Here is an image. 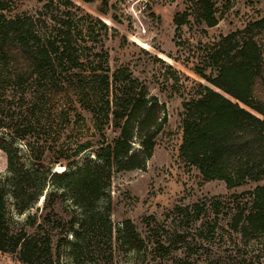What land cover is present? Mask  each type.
<instances>
[{"label":"trees","instance_id":"obj_1","mask_svg":"<svg viewBox=\"0 0 264 264\" xmlns=\"http://www.w3.org/2000/svg\"><path fill=\"white\" fill-rule=\"evenodd\" d=\"M22 1L0 0V152L6 161L0 179V256H15L20 264H55L61 244H71L76 260L90 245L86 240L115 236L147 264H188L187 257L174 259L159 239H144L130 220L114 235L109 218L113 179L146 170L167 122L165 105L131 75L111 70L107 53L91 45V31L75 26L71 0H29L42 5L37 13L19 12ZM106 2L98 10L103 16H108ZM53 7L63 13H52ZM190 19L215 27L214 2L187 0V9L174 16L176 30ZM201 53L191 72L207 85L195 82L194 95L183 102L179 159L199 173L201 184L220 181L234 189L259 183L264 180V17L221 36ZM85 116L90 127L74 139ZM16 142L24 143L28 163ZM50 152L61 156L48 163ZM52 165L64 171L52 172ZM66 198L78 214L64 231L61 220L52 218L59 217L54 206ZM40 199L48 214L12 223L10 200L15 214L23 216ZM214 206L217 213L221 204ZM231 206L230 231L245 243L258 242L264 253V185L233 197Z\"/></svg>","mask_w":264,"mask_h":264},{"label":"rangeland","instance_id":"obj_2","mask_svg":"<svg viewBox=\"0 0 264 264\" xmlns=\"http://www.w3.org/2000/svg\"><path fill=\"white\" fill-rule=\"evenodd\" d=\"M71 1L75 6L69 13H72L75 26L91 31V45L107 53L111 70L121 69L137 79L146 86L150 96L157 97L165 105L166 110L167 122L157 138L146 170L119 174L113 179L109 218L114 235L123 221L130 220L144 239H159L169 247L174 259L187 257L188 264H264V253L258 242L245 243L232 233L227 226L226 212L232 207L233 197L264 185V180L234 189H228L220 181L201 184L199 173L186 168L179 159L183 102L194 95L195 82L207 85L191 72L202 61V48L217 42L221 36L243 29L248 22L264 17V0H212L218 20L215 27L206 28L190 19L178 30L173 19L187 9V0H102L92 5ZM103 1H107L108 16L98 13L104 6ZM41 8V4L29 0L18 5L19 12L37 13ZM52 11L63 13L55 7ZM87 15L102 20L109 30H102ZM111 17H116L118 23ZM85 117L86 126L78 125L74 139L87 133L91 123L89 117ZM15 147L28 163L24 143L16 142ZM57 153L50 152L47 162L57 160L61 156L60 152ZM68 154L64 152L62 155ZM84 157H80V162ZM31 163L35 169L40 165L36 160ZM63 171L64 168L58 165L52 168V172ZM5 175V156L0 152V179ZM11 201L8 210L16 226L25 223L28 215L41 220L50 212L40 199L29 213L17 216ZM215 203L221 204L217 213ZM195 205L201 209L194 210ZM54 208L59 217L52 218L53 222L60 219L61 229L67 230V224L78 210L67 198ZM67 239L73 240L71 236ZM86 241L90 245L86 243L88 246L76 260L71 244H61L55 264H147L143 255L122 248L115 236L112 241L105 237ZM0 264L20 263L15 256L9 255L0 256Z\"/></svg>","mask_w":264,"mask_h":264}]
</instances>
